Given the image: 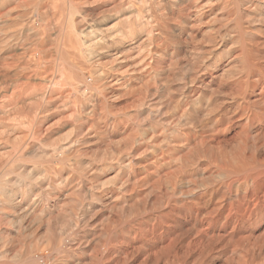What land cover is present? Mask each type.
<instances>
[{
    "label": "bare ground",
    "instance_id": "bare-ground-1",
    "mask_svg": "<svg viewBox=\"0 0 264 264\" xmlns=\"http://www.w3.org/2000/svg\"><path fill=\"white\" fill-rule=\"evenodd\" d=\"M10 1L0 0V28L7 22L3 17L9 9L6 12L4 6ZM112 2L97 20L90 21L74 17L78 9L71 6L55 43L52 34L46 32L45 36L50 0L39 3L40 17L46 14L40 27L30 13L18 15L28 36L37 40L36 47L18 48L6 41L5 35L0 36L1 80L11 64L6 58L22 49L30 55V60H23L32 69L28 73L23 70L24 75L32 79L41 76V81L48 83L43 88L31 84L33 89L29 91L27 83L18 84L11 93L7 91L10 86L0 84V91H5L0 95V264H46L37 251L49 252L54 264H264V40L258 37L264 31V0H147V8L141 9L136 0ZM255 3L259 6L252 11ZM112 20L113 26H107ZM98 30L103 31L99 32L102 37L97 35ZM200 32L206 35L210 47H198ZM139 33H144L141 39L151 46L144 54H135L132 69L126 72L123 68L109 76L96 72V83L91 87L82 74L86 53L98 51L100 59L125 66L127 59H121L120 50L136 49ZM51 43L61 64L48 63L33 72L37 59L33 57V63L31 55L35 50L45 52ZM44 56L39 60L48 59ZM72 74L77 80L73 90L81 96L74 95L70 101L68 95L69 99L59 93L63 99L56 98L59 87L66 84L63 80ZM128 105L134 106L133 112ZM144 105L149 106L151 114L152 144L134 131ZM115 106L120 111L112 114ZM57 111L75 115L77 122L74 135L58 138L61 141L53 139ZM98 120H103L102 126ZM97 123V129H93ZM87 125L92 129L85 130ZM112 129L120 137H129L124 142L129 140L131 146L127 143L126 151L116 160L104 159L102 168L95 165L86 181L78 175L77 181L82 183H70V170L65 165L74 160L82 172H88L92 165L88 167L81 157L83 151L78 154L80 146L97 135L110 136ZM42 160L47 164L40 166L37 162ZM28 162L32 165L26 168ZM106 168L120 177L118 182L113 176L117 179H112L113 184L118 182L112 184L114 187L108 185ZM10 173L14 178L8 180L5 176ZM78 185L91 192L87 208L76 209L79 203L76 198L71 201L72 193L70 201L78 203L75 209L58 213L57 208L55 216L52 208L47 217L42 216L49 205L39 207V186H50L56 200L66 192H78L81 203L84 197ZM26 194L31 200L29 207L25 206ZM103 197L113 201L109 205L120 203L122 215L112 218L96 234L80 233L83 221L98 205L95 202ZM41 220L48 234L38 240L39 235L31 229ZM68 232L72 239L66 241ZM29 235L38 241L31 237L33 242L30 239L25 245Z\"/></svg>",
    "mask_w": 264,
    "mask_h": 264
},
{
    "label": "rangeland",
    "instance_id": "rangeland-1",
    "mask_svg": "<svg viewBox=\"0 0 264 264\" xmlns=\"http://www.w3.org/2000/svg\"><path fill=\"white\" fill-rule=\"evenodd\" d=\"M39 1V0H38ZM45 1H48V0H40V2H38V3H36V1H34V0H12V1H10V2H8V3H6V5L4 6L5 8V10L7 9V11L6 12H8V9H9V12H8V15H7V13L5 14V15H7L6 17H3L5 20H7V22L5 21V23H4V25L0 28V31H2V32H0L1 34H0V36H2L3 37V35H5L4 36V38H5V40L6 41H9V43L10 44H14L15 46H17L18 48H26V47H29V46H33V47H36L35 46V44H37V42H35V41H37L36 39H31L29 36H28V32L26 31V29H24V26H23V24H22V19L21 18H19V16L22 14H24V13H30L31 15H33V19H34V24L37 26V27H40L41 26V24L43 23L44 24V22L42 21V18H43V16H44V18L46 17V14L44 15L43 14V16L42 17H40L41 16V14H42V11H41V14H40V9H38L39 8V3H41V2H45ZM51 1V4H50V6H49V8H48V11L50 12V13H48V16L45 18V20L49 23H47L46 21H45V24H46V30H45V36H47V34L49 33V35L50 34H52L51 36L52 37H54L53 39H52V43H55L57 40H58V34H59V29H60V27L63 25V24H65V23H63V22H65V20H67V17H68V15H69V13L68 12H70V8H71V6H74L75 5V7H77V12H75L74 13V17H76V18H78L79 20H83V19H85V18H87L89 21L90 20H97V18L101 15L100 13H101V11H102V9H107L108 7H109V5H110V7L112 6V4H113V2H112V0L110 1H107V0H50ZM105 1H107V2H105ZM145 1V3L143 4L142 2H144ZM196 2H202V3H206V1H208V0H195ZM35 2V4H32V3H34ZM102 2V3H101ZM147 0H136V5H137V7L138 8H143L144 6L146 7L147 6ZM80 4V5H79ZM256 5H252V7H251V10L252 11H255L257 8H258V4L257 3H255ZM141 6V7H140ZM147 8V7H146ZM260 8V7H259ZM54 13H56V15H53ZM50 14V15H49ZM19 15V16H18ZM51 16V18H49ZM55 16V17H54ZM79 16V17H78ZM16 17H18L17 19H15ZM21 17V16H20ZM20 19V20H19ZM41 19V20H40ZM86 19V20H87ZM258 19V18H257ZM256 19V21L257 22H255V24H258L259 23V21ZM17 22H16V21ZM54 21V22H53ZM13 22V23H12ZM7 23V24H6ZM50 23L52 24L51 26H50ZM113 23H115V21L114 20H112V21H109V25H107V26H113ZM6 24V25H5ZM13 24V25H12ZM47 24H48V26H47ZM216 24H217V22H216ZM39 25V26H38ZM5 26V27H4ZM60 26V27H59ZM47 27H48V29H47ZM2 29V30H1ZM4 29V30H3ZM58 29V30H57ZM51 30V31H50ZM3 32H4V34H3ZM26 32V33H25ZM46 32H48L47 34H46ZM99 32H101V33H103V31H101V30H98V33H97V35H99V36H101L102 34L101 33H99ZM259 32V31H258ZM263 32V33H262ZM260 31L259 32V34H258V37H261V39L262 40H264V35L262 36L261 34H264V31ZM55 33V34H54ZM105 33V32H104ZM101 34V35H100ZM143 34V35H142ZM139 33V37L140 38H137L136 40L138 41L136 44L138 45V47L136 46V49H130V47H126V48H123V49H121L120 50V57H121V55H122V57H121V59H127V60H124V61H126L127 62V64L129 65V67H128V69L126 68L127 67V64L125 63L124 65L125 66H120L119 64H118V61H113V60H111V61H113V62H111V61H108L107 62V60H105V59H100L99 57L100 56H98V51H97V53H94V54H92V53H90L89 51L86 53L85 51H83L84 53H86V57H85V59H84V64L85 65H83V66H81L82 68L83 67H85V68H83V70H82V74H83V78L91 85V87H94L95 86V83L96 82H94L93 80H95V76H97V75H99L101 72H104L106 75L105 76H109V75H114V74H116V73H118V71L119 70H122L123 68V70L124 71H130V69H132V68H130V67H132V66H134V62H135V57H136V55H137V53L139 54H141V53H143L144 54V52L143 51H146L147 52V50L150 48V46H151V44H150V42L148 41V42H146L145 40H143V38L141 39V37L142 36H144V33ZM18 35V36H17ZM48 35V36H49ZM50 36V37H51ZM13 37V38H12ZM102 37V36H101ZM205 37V38H204ZM8 38V39H7ZM10 38H12L11 40H10ZM20 38V39H19ZM204 38V39H203ZM15 39H17V40H15ZM29 39V40H28ZM197 39L198 40H196V42H198V43H200V44H198L197 43V45H198V47H200V48H208V47H210L209 46V43L210 42H206V41H208V39L206 38V35L205 34H202V32H200L199 34H198V36H197ZM34 41V42H32V41ZM140 40H142L141 42H140ZM206 40V41H205ZM30 41V42H29ZM33 43V45H32V43ZM129 43H130V40L128 41ZM127 42V44H129ZM19 43V44H18ZM51 43V45H50V47L48 48V50L46 49V51L45 52H41V51H36L35 50V52H33V54L31 55L32 57L31 58H36L37 59V61L35 62L34 61V58L33 59H31L32 60V62L35 64V66H36V68H35V66H31V67H34L33 69H34V71L33 72H35V70L38 68V70H42V69H40V66L42 65L44 68H45V66H48L47 64L49 63V65H52L54 62L55 63H59V64H61V60L60 61H58L57 59H58V57L60 58V55L58 54V52L56 51V49H55V51H56V53L59 55L58 57H57V54L55 53V51H53L54 49L53 48H55V44H52ZM142 43H144V44H142ZM24 44V45H23ZM150 44V45H149ZM208 44V45H207ZM23 47H22V46ZM54 45V47L52 48V46ZM141 45H142V47H141ZM202 45V46H201ZM26 46V47H25ZM149 48H148V47ZM204 46V47H203ZM147 47V48H146ZM147 50H146V49ZM139 49H141L140 51H142V52H140L139 51ZM50 50V51H49ZM127 50V51H126ZM130 50V51H129ZM136 50V51H135ZM21 51V52H20ZM52 51V52H51ZM133 51V52H132ZM135 51V52H134ZM19 52V53H18ZM47 52H49L50 54L48 55V53ZM55 54H54V53ZM130 52V53H129ZM145 52V53H146ZM25 54L24 52H23V50L22 49H17V54H15L14 56H10V57H7L6 59H7V61H9V63H11L10 65H9V63L8 64H6V65H9V66H6L7 68V75L6 74H4V76H2V80L0 79V84H1V86L3 85V86H5L4 84H6L7 86H10V87H8V89H7V91L8 92H10L11 93V91L13 90V88H15V86L16 87H18L19 85H24V84H28V91H29V89L30 90H32L33 89V87L31 86V84L34 86V88L35 87H46V85H48V83L46 82V81H41V79H42V77L40 76H35L34 77V75H32L34 78L32 79V78H27L25 75V73L27 72H30V71H32V69L30 70V69H28L29 68V65L27 66L26 65V60H30V55H29V57L25 54V57H24V55L23 54ZM34 53H35V56H34ZM38 53H43V57H45L44 56V54H46V56L48 57V59H46L45 58V61H44V59H40V60H42L41 62H39L40 60H39V58L38 57H40V56H37V54ZM51 53H53V54H51ZM21 54V55H20ZM127 54V55H126ZM134 56L135 54V56L133 57V58H131L132 56ZM39 55V54H38ZM72 55V57L71 58H73L74 59V55L73 54H71ZM91 55V56H90ZM126 55V56H125ZM41 56V57H42ZM55 56V57H54ZM24 57V58H23ZM26 57H28V58H26ZM40 57V58H41ZM26 58V60H23V59H25ZM56 60V61H58V62H56V61H53L52 62V60H54V59ZM88 58V59H87ZM9 59V60H8ZM131 59H133L132 61H130ZM149 58L147 57V59L146 60H148ZM22 61H23V63H25L24 65H26L27 67H25L24 65H23V63H22ZM25 61V62H24ZM106 61V62H105ZM20 62V63H19ZM37 62H38V67H37ZM50 62H52V63H50ZM39 63H40V65H39ZM54 63V64H55ZM131 63V64H130ZM33 64V65H34ZM53 64V65H54ZM102 64V65H101ZM112 64V65H111ZM116 64V65H115ZM41 66V68H43ZM18 69H17V68ZM21 67V68H20ZM117 67V68H116ZM121 67V69H119ZM16 68V69H15ZM75 69H77L76 67H74ZM79 68V67H78ZM125 68L127 69V70H125ZM21 70H22V72H21ZM23 70H25L24 72H23ZM27 70V71H26ZM30 70V71H29ZM99 70H101V71H99ZM20 71V72H19ZM128 71V72H129ZM73 72V71H72ZM96 72H97V75H96ZM21 73H22V75H21ZM68 73H69V71H68ZM20 74V75H19ZM25 74V75H24ZM21 76V77H20ZM23 76V77H22ZM31 76V77H32ZM72 76V78H70ZM71 76H69V78L67 79V80H63V82H62V84H64V83H66L65 85H66V87H67V89L66 88H64L65 87V85H63V87H62V90H61V87H59V91H57L56 92V98L59 96V99H60V97H61V99H63V97L62 96H64V97H66V98H68L69 99V97L71 98L70 99V101L71 100H74L75 98V96L74 95H76V98H78L79 96H81V94L80 93H78L77 94V92L75 91L74 92V90L73 89H75V87H73L72 85H75L76 83L75 82H77V80H76V78L74 77V75L72 74ZM107 78V77H106ZM32 80V82L30 83L28 80ZM59 79H60V77H59ZM62 79V78H61ZM72 79V80H71ZM28 82H27V81ZM36 80V81H35ZM43 80V79H42ZM71 80V81H70ZM2 81V82H1ZM17 81V82H16ZM19 81L21 82V83H19ZM25 81V82H24ZM40 81V82H39ZM67 81V82H66ZM96 81V80H95ZM38 82V83H37ZM71 82V83H70ZM34 83H35V85H34ZM40 83V84H39ZM41 83H43V84H41ZM19 84V85H18ZM38 84H39V86H38ZM14 85V86H13ZM43 85V86H42ZM68 85V86H67ZM2 86V87H3ZM13 86V87H12ZM66 90V92L67 93H70V95L69 94H64V90ZM63 91V92H62ZM70 91V92H69ZM72 91V92H71ZM93 91H96V90H93ZM3 92H5V91H0V95H3ZM8 92H6L7 94L6 95H9V93ZM59 93H61V95H62V93H63V95L61 96ZM67 95L69 96V97H67ZM8 98V97H7ZM3 99V98H2ZM4 99H6V98H4ZM59 99H56L57 100V103H58V101H60ZM149 99V98H148ZM70 101H69V103H70ZM60 103V102H59ZM71 103H73V101L71 102ZM70 103V104H71ZM72 106H73V104H72ZM129 106V105H128ZM131 106V105H130ZM130 106L129 107H127V109L129 110V111H131V112H133V105L131 106V108H130ZM144 108V113L142 114V115H140L141 117H139V115H137V117H139L138 118V125L137 126H135V128H134V131L135 130H137V132L139 133V134H141V136H144V138L146 139V143L148 144V142H149V144L152 142V141H154L155 139H154V137L152 136V132H151V130L149 131V128H150V123L151 122H149V121H151L150 120V117H151V114H148V112L150 113V111L148 110L149 108V106L148 105H144L143 106ZM116 108H118V110H116ZM130 108V109H129ZM58 110V109H57ZM103 109H100V111H102ZM114 110V111H113ZM113 111V112H112ZM120 111V108H119V106H115L112 110H111V113L112 114H116V113H118V112ZM58 112V111H57ZM57 112H56V114H57ZM59 113L60 114H62V112H58V114L56 115H54V118H58V123H57V126L54 128L55 130H56V134L59 136V133H60V136L58 137L56 134H55V138H53V139H55V141L56 140H58V138H61L62 136V140H64V138L66 139V137L68 138V136L70 137V136H72V135H74V132L76 131V129L74 128V126L76 127V125H75V122H76V117H74L73 115V117L72 116H70V115H61L62 116V118H61V116H59ZM70 116V117H69ZM65 119H64V118ZM72 117V118H71ZM67 119V120H66ZM75 119V120H74ZM141 121V122H140ZM98 122H99V120H98ZM77 123V122H76ZM101 123V126H102V124H103V120H102V122H101V120H100V122H99V124ZM147 123V124H146ZM98 123L97 124H95V125H93V129H97V127H98V125H99ZM142 124H143V126H144V128H143V126H142ZM145 124H146V126H145ZM90 126V127H89ZM87 125L86 127H85V130H88L89 128H91L92 129V127H91V125ZM71 127V128H70ZM96 127V128H95ZM73 128H74V130H73ZM147 128H148V130H147ZM113 129H115V128H113ZM113 129L111 130L112 132H110L109 134H110V136H108L109 138H111V139H107L108 137H106V136H103V135H97L94 139H91L90 140V142H88V143H85L83 146H80V148H81V150H80V152L81 153H78L79 155H81L82 154V151H83V156L81 155V157L86 161V163L88 164V167L89 166H91V167H89V169H91L90 171H89V169H88V172H82L81 171V169L78 167V165H76L75 164V161L73 160L72 162H68L65 166H66V168L68 169V170H70L69 171V174H70V180L71 181H69L70 183L71 182H73L74 184L76 183V184H79L78 182H81L82 183V181L83 180H81V181H77V176H78V178H80L81 177V179H84L85 181H86V179H88V177H90V175H91V173H92V171H93V169L97 166V167H101L102 168V165L104 164V159L105 160H109V159H114V157H115V159L114 160H116L118 157H119V155L121 154V152H123V151H126L124 148H127L126 146H128V147H130L131 146V142L128 140L127 141V143H128V145H127V143H125L126 142V140L125 139H129V137H120L119 135H116L115 133V131H113ZM142 129V130H141ZM144 129V130H143ZM146 130V131H145ZM141 131V132H140ZM143 131L144 132H146L145 134L143 133ZM61 132H62V134H61ZM136 132V131H135ZM150 132L152 133V134H150ZM113 133V134H112ZM149 133V134H148ZM66 134V135H65ZM115 134V135H114ZM57 136V137H56ZM150 136H152V137H150ZM57 138V139H56ZM102 138V139H101ZM104 138V139H103ZM153 138V139H152ZM151 139V140H150ZM60 141H61V139H59ZM58 140V141H59ZM107 140V141H106ZM112 140V141H111ZM125 141V142H124ZM155 142V141H154ZM153 142V143H154ZM99 143V144H98ZM124 145H123V144ZM93 144V145H92ZM152 144V143H151ZM99 145V146H98ZM121 145H123V146H121ZM126 145V146H125ZM95 146V147H94ZM85 149H84V148ZM121 149V150H120ZM87 151V152H86ZM110 151H114L113 153H114V155H111L110 154ZM89 152V153H88ZM118 155V156H117ZM108 157H109V159H108ZM113 157V158H112ZM107 158V159H106ZM89 159V160H88ZM93 160V161H92ZM95 161V162H94ZM40 162V163H39ZM42 162V163H41ZM37 163H39L40 164V166L42 165V164H47L46 162H44V160H42V161H38ZM85 163V164H86ZM91 165H90V164ZM103 163V164H102ZM44 164V165H45ZM32 165V162H28V164H26L25 165V167L26 168H29L30 166ZM96 165V166H95ZM87 166V165H86ZM44 167H47V165L46 166H44ZM78 167V168H77ZM4 168H5V165L3 166V172L6 170H4ZM42 168H43V166H42ZM105 169V168H104ZM30 169H28V171H29ZM85 171V170H84ZM2 172V173H3ZM74 172V173H73ZM107 172V173H106ZM106 174H105V177L107 176L108 177V185L109 186H112V187H114L115 186V184H117L118 182H119V180H120V177H119V179H118V176H117V174H116V176H115V174H114V172H116L115 170H107V168H106ZM109 172V173H108ZM0 173H1V170H0ZM44 172L42 171V174H43ZM50 174H53L52 172H49ZM11 174V175H10ZM10 174H7L8 176H5V178H7L8 180H10L9 178H14V175L12 174V173H10ZM45 174V173H44ZM1 175V174H0ZM71 175H74V176H71ZM109 175V176H108ZM112 177H111V176ZM13 176V177H12ZM42 175L40 174V177H41ZM44 176V175H43ZM42 176V177H43ZM85 176V177H84ZM116 177L117 179H118V182L117 183H115V184H113L114 183V181L112 180V179H115L116 181H117V179L116 178H114V177ZM76 177V178H75ZM107 177H106V179H107ZM111 177V178H110ZM74 178V180L72 181V179ZM80 180V179H79ZM112 181V182H111ZM115 181V182H116ZM40 184V183H39ZM114 186H113V185ZM81 185V184H80ZM80 185H78V186H80ZM41 189H39V191L37 192V198H38V200H39V207H43V206H46L45 204H47V205H49V207L48 208H45L46 209V211H45V213H44V215H42V216H45V217H47L48 216V214H49V212H52V210H53V214L55 215L56 213H57V210H58V213H60V212H64V213H68V211L70 210V209H72V208H74L75 209V205H78V203H79V206L78 207H76V209H78V208H81V207H83L84 206V208L86 207H88V200H89V202H90V199H91V192L89 191V190H87L86 188L85 189H83V187H85V186H80L79 188L81 189V190H79L80 192H82V193H80L81 195H83V197L84 198H87V197H90V198H87V201L83 198V201H86V203L85 202H83V201H81V203L79 202L80 200V198H82V197H79V195H77V193L78 192H66L65 193V195L64 196H62L61 198H59V200L57 199L56 200V198H53V197H55V196H53V193L52 192H50L51 191V188H49L50 186H39ZM44 187H46V189H48L47 191H49L50 193H51V195L49 194V192H47L46 191V189L44 188ZM82 187V188H81ZM45 191H44V190ZM86 192H85V191ZM96 191V190H95ZM41 192V193H40ZM47 193V194H45V193ZM89 192V193H88ZM99 192V190L98 191H96V194ZM68 193H70V195L68 194ZM73 193V194H72ZM41 194H44V195H41ZM71 194H72V196H71ZM79 194V193H78ZM99 194V193H98ZM26 195H28V194H26ZM46 195H48V196H46ZM66 195H67V197H66ZM75 195V196H74ZM80 195V196H81ZM88 195V196H87ZM47 197V198H45V200H44V197ZM50 196H51V198H50ZM87 196V197H86ZM27 197H29L28 199H27ZM40 197H41V200H40ZM71 197L73 198L72 200H71ZM79 197V198H78ZM49 198H50V200H49ZM62 198H64V199H62ZM74 198H76V200H78L77 202V204H74L73 205V203L71 202V201H75V199ZM104 199H102V201H96L95 203L96 204H94V205H97V203H98V205L97 206H95V208H94V210H92V211H90L89 212V214L87 215V219L85 218V223H84V221H83V225H82V229H80L81 230V232L80 233H87V231L88 232H90V231H93L95 234L97 233V232H100L99 230L102 228V227H106L111 221H112V218H118L119 216H121L122 215V206H121V208H120V203H119V206L117 205L116 207H117V209L118 210H114L113 208H116L115 206H113V205H109V203L108 202H110L111 204H112V200H108L107 201V198L106 197H103ZM48 199V200H47ZM55 199V200H54ZM25 200L27 201V203L25 204V206L26 207H29V206H27V204L28 203H30V196L28 195V196H26V198H25ZM53 200H54V202H53ZM71 200V201H70ZM29 201V202H28ZM43 201H45V202H43ZM48 201L50 202V203H48ZM56 201H58V202H56ZM106 201V202H105ZM112 201V202H111ZM120 201V199L117 201V200H115L114 202H115V204H117L118 202ZM42 203H43V205H42ZM56 204L57 205V207L55 206V208H54V205H52V204ZM83 203V204H82ZM107 203V204H106ZM86 204V205H85ZM101 206H100V205ZM114 204V203H113ZM29 205V204H28ZM51 205V206H50ZM70 205V206H69ZM102 205H103V207H102ZM24 206V209L26 208ZM75 206V207H74ZM105 206V207H104ZM109 208H108V207ZM100 207V208H99ZM119 207V208H118ZM53 208V209H52ZM58 208V209H57ZM96 208H99L100 210L102 209V212L101 211H99L98 209H96ZM50 209H51V211H50ZM95 209H96V213L94 214V212H95ZM105 209V210H104ZM107 209V210H106ZM110 211H109V210ZM48 210V211H47ZM63 210V211H62ZM68 210V211H67ZM98 210V211H97ZM113 210V213L111 212ZM121 210V211H120ZM56 213H55V212ZM109 211V213H107ZM115 211V212H114ZM122 212V213H120V212ZM104 212H106V213H104ZM118 212V213H117ZM109 214V215H111V216H109L108 215V217L106 216V215H104V214ZM116 213V214H115ZM92 214H94V216H95V219L93 218L94 216H92ZM115 214V215H114ZM121 214V215H120ZM104 215V216H103ZM117 215H119V216H117ZM56 216V215H55ZM108 218H106V217ZM113 216H115V217H113ZM45 217H43L44 219L43 220H45ZM98 217V218H97ZM105 217V218H104ZM88 218H89V220H88ZM99 218H101L100 220H99ZM43 220H41V221H38V222H35L34 223V225H33V230L31 229V231H32V233L33 234H35L36 236L37 235H39V236H37V239L39 240H42V239H44V237H47L46 236V234H48V233H46V229H47V227L44 225V224H41V223H44L45 221H43ZM100 221L99 223H102V224H100V226H98L99 225V223L98 222H94V221ZM108 220V221H107ZM102 221V222H101ZM104 221V222H103ZM88 224H87V223ZM109 222V223H108ZM91 224V225H90ZM103 225V226H102ZM86 226V227H85ZM91 227V229H90V227ZM8 227H10V229L12 228V226H8ZM89 227V228H88ZM97 228H99V229H97ZM30 229L28 230V232L30 231ZM74 229V227H72V230ZM72 230L70 231L72 234H73V236H72V234H70V232H68V234L65 236V239H66V241H68V239H72L73 237H75V235H74V233L72 232ZM85 232H84V231ZM97 231V232H96ZM23 232H25V231H23ZM37 232V233H36ZM94 233L92 234V235H94ZM82 234H80V235H82ZM99 235V234H98ZM98 235H97V237H98ZM36 236H33L32 237V235H29V239H27L28 237L26 236L25 237V240L27 239V241H26V243H25V245L27 244V242L29 243V240L31 239L32 240V238H33V240H37L35 237ZM72 236V238H70ZM32 237V238H31ZM69 237V238H68ZM99 237H100V235H99ZM98 237V238H99ZM31 240H30V242H31ZM33 240H32V242H33ZM37 240V241H38ZM37 241H34V243L36 242L37 243ZM21 244L20 243H18V246H20ZM23 247H25L24 245H23ZM38 255H39V257H40V259L42 260V258L43 259H45V263L46 264H51V263H53V258L51 259V257H49L48 255H49V252H47V251H43V252H41V251H37L36 252ZM35 253V254H36ZM44 256H43V255ZM68 262L70 263V261H65L64 262V264L66 263V264H68ZM54 264V263H53Z\"/></svg>",
    "mask_w": 264,
    "mask_h": 264
}]
</instances>
